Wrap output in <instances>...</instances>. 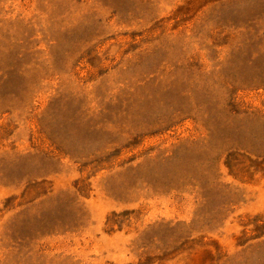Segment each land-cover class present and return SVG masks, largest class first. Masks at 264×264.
Wrapping results in <instances>:
<instances>
[{
    "label": "rangeland",
    "instance_id": "374dc122",
    "mask_svg": "<svg viewBox=\"0 0 264 264\" xmlns=\"http://www.w3.org/2000/svg\"><path fill=\"white\" fill-rule=\"evenodd\" d=\"M0 264H264V0H0Z\"/></svg>",
    "mask_w": 264,
    "mask_h": 264
}]
</instances>
